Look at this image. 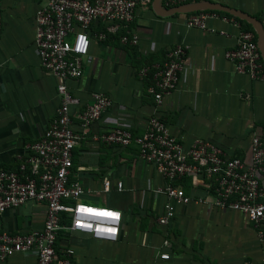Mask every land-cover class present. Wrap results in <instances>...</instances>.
Here are the masks:
<instances>
[{
    "label": "crops",
    "instance_id": "1",
    "mask_svg": "<svg viewBox=\"0 0 264 264\" xmlns=\"http://www.w3.org/2000/svg\"><path fill=\"white\" fill-rule=\"evenodd\" d=\"M204 1L244 11L264 28V0L186 3ZM38 6L39 0H0V163L5 167L18 165L26 146L42 136L60 105L57 79L41 67L34 42ZM188 14L161 16L153 3L139 7L131 24L140 37L138 45L124 46L114 37L103 42L92 38L85 73L69 82L70 90L81 106L94 93H105L113 100L112 107L92 125V135L124 127L141 136L149 118L158 112L186 146L195 138L208 140L229 157L250 163L252 137H264V80L238 73L224 55L236 47L241 28L215 18L207 20L215 32L187 27ZM176 45L188 47L184 69L177 89L158 108L140 71L163 65L167 52ZM74 128L80 129L77 119ZM73 164L72 178L90 191L84 199L123 215L115 242L84 234L71 237L76 264H244L264 257V242L237 210L194 200L187 204L172 201L175 217L160 226L156 219L165 199L155 190L164 179L140 159L135 144L111 146L88 135L75 148ZM105 178L121 181L123 190L103 192ZM180 184L192 199L206 196L191 180ZM45 217L44 204L28 203L0 215V232L25 234L41 229ZM144 231L148 232L145 245ZM162 253L169 258L162 259ZM0 264H37V258L16 253Z\"/></svg>",
    "mask_w": 264,
    "mask_h": 264
},
{
    "label": "built area",
    "instance_id": "2",
    "mask_svg": "<svg viewBox=\"0 0 264 264\" xmlns=\"http://www.w3.org/2000/svg\"><path fill=\"white\" fill-rule=\"evenodd\" d=\"M186 2L160 1L167 9ZM152 3L153 0H39L34 42L41 67L57 79L60 105L42 136L26 146L17 167L0 163V215L28 203H38L45 205L46 217L41 229L25 234L0 232V261L23 253L34 254L37 264H76V251L69 243L72 236L84 234L99 241L118 240L122 212L85 200L90 191L81 181L72 178L73 152L88 135L111 146L137 145L140 159L150 163L164 179L155 190L158 197L165 199L156 219L160 226H167L175 217L172 201L187 204L194 200L242 212L264 242L263 136L252 137L251 161L246 163L238 157H229L208 140L195 138L186 146L170 131L158 112L149 118L147 130L141 136H135L124 127L92 135V125L112 107L113 100L105 93H94L92 100L81 106L70 90L69 82L81 79L85 73L91 39L103 42L109 34L122 32V45L137 46L140 37L131 24L137 9L150 7ZM211 18L241 28L236 47L226 50L224 55L235 64L238 73L264 80V61L255 34L244 30L235 17L204 10L188 14L185 25L215 32L207 26ZM99 25H104L105 30L98 31ZM187 49V46L176 45L167 52L163 65L146 66L140 71L143 78L150 69L154 71L148 89L156 107L177 89ZM75 119L79 130L74 128ZM186 179L199 184L206 196L192 199L180 184ZM122 190L121 181L103 180V192ZM95 213H112L119 219ZM147 236L148 232L144 231V245ZM59 242L64 243V247H60ZM161 258L168 259L169 254L162 253ZM244 264H264V257L260 262Z\"/></svg>",
    "mask_w": 264,
    "mask_h": 264
},
{
    "label": "water",
    "instance_id": "3",
    "mask_svg": "<svg viewBox=\"0 0 264 264\" xmlns=\"http://www.w3.org/2000/svg\"><path fill=\"white\" fill-rule=\"evenodd\" d=\"M160 1L161 0H154L153 8L156 13L161 16H169L176 13H193L198 11L211 10L224 12L248 22L252 25L253 29L255 30V33L257 35V43L264 61V28L263 25L255 17L245 13L244 11L234 9L219 3L204 1L199 3H186L171 9H165L160 4Z\"/></svg>",
    "mask_w": 264,
    "mask_h": 264
},
{
    "label": "trees",
    "instance_id": "4",
    "mask_svg": "<svg viewBox=\"0 0 264 264\" xmlns=\"http://www.w3.org/2000/svg\"><path fill=\"white\" fill-rule=\"evenodd\" d=\"M217 12H219V13H221V14H224V15H228V16H232V15H230V14H227V13H224V12H220V11H217ZM234 17V16H233ZM237 20H239L240 22H241V24H242V27H243V29L244 30H249V31H252L254 34H255V32H254V30H253V28H252V25H250L248 22H246V21H243V20H241V19H239V18H237V17H235ZM106 28V27H105ZM105 28H104V25H99V27H98V31H103V30H105ZM122 35V32H120V33H118V34H109L108 36H107V38L109 39L110 37H114V38H116V39H118V41L120 42V36ZM255 38L257 39V37H256V34H255ZM153 74H154V71L152 70V69H150V71L147 73V75H146V77H145V80H146V82L148 83V86H150L151 84H152V79H153ZM15 167H17V165L15 166ZM15 167H13V168H15ZM190 179H186V180H184V181H182L183 183L186 181H189ZM63 239V238H62ZM60 241V240H59ZM69 243H72V240L70 239V241H69ZM64 243H60L59 242V246L60 247H64Z\"/></svg>",
    "mask_w": 264,
    "mask_h": 264
},
{
    "label": "snow or ice",
    "instance_id": "5",
    "mask_svg": "<svg viewBox=\"0 0 264 264\" xmlns=\"http://www.w3.org/2000/svg\"><path fill=\"white\" fill-rule=\"evenodd\" d=\"M95 215H108V216H111L113 219H119L118 215L112 214V213H95ZM108 231L114 232V229H109Z\"/></svg>",
    "mask_w": 264,
    "mask_h": 264
}]
</instances>
